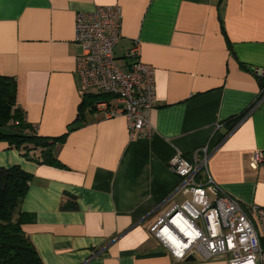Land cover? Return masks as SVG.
I'll return each instance as SVG.
<instances>
[{
	"label": "crops",
	"instance_id": "obj_1",
	"mask_svg": "<svg viewBox=\"0 0 264 264\" xmlns=\"http://www.w3.org/2000/svg\"><path fill=\"white\" fill-rule=\"evenodd\" d=\"M103 6L121 9L116 59L137 40L154 70L150 137L131 139L123 117L79 108L75 15ZM257 69L264 0H0V75L15 80L16 104L37 136H64L52 148L55 165L0 140V167L32 176L21 210L43 264H229L227 256L177 262L150 227L189 199L172 195L169 162L181 154L193 164L203 147L216 188L264 209V165L250 166L264 151ZM206 194L212 200L213 187ZM66 203L76 209L62 210Z\"/></svg>",
	"mask_w": 264,
	"mask_h": 264
},
{
	"label": "built area",
	"instance_id": "obj_2",
	"mask_svg": "<svg viewBox=\"0 0 264 264\" xmlns=\"http://www.w3.org/2000/svg\"><path fill=\"white\" fill-rule=\"evenodd\" d=\"M121 9L97 7L75 15L74 41L81 49L76 58V80L80 94L98 93L93 108L105 119L123 117L131 139L150 137L154 130L148 112L154 105L153 68L140 61L139 43L116 59ZM264 79V70H255ZM264 97V93H263ZM193 164L176 155L169 168L177 183L172 195L189 196L172 206L150 227V233L177 262L189 257L202 261L227 256L229 264H264V209L240 203L222 192L207 174V147L193 152ZM264 165V151H255L250 166ZM203 173L204 179H200ZM202 176V175H201ZM213 187L212 198L206 188Z\"/></svg>",
	"mask_w": 264,
	"mask_h": 264
},
{
	"label": "trees",
	"instance_id": "obj_3",
	"mask_svg": "<svg viewBox=\"0 0 264 264\" xmlns=\"http://www.w3.org/2000/svg\"><path fill=\"white\" fill-rule=\"evenodd\" d=\"M101 100L108 99L98 93L85 94L79 108H93ZM63 139L64 136L48 139L34 133L16 104L15 80L0 75V140L21 151L28 159L55 165L52 148ZM31 180L32 176L19 166L0 167V264H43L24 232V226L31 222V217L22 212L21 205ZM61 209L75 210L76 204L66 203L61 205Z\"/></svg>",
	"mask_w": 264,
	"mask_h": 264
},
{
	"label": "water",
	"instance_id": "obj_4",
	"mask_svg": "<svg viewBox=\"0 0 264 264\" xmlns=\"http://www.w3.org/2000/svg\"><path fill=\"white\" fill-rule=\"evenodd\" d=\"M262 83L264 84V79L262 80ZM185 262H194L195 259L193 257H189L187 259L184 260Z\"/></svg>",
	"mask_w": 264,
	"mask_h": 264
},
{
	"label": "rangeland",
	"instance_id": "obj_5",
	"mask_svg": "<svg viewBox=\"0 0 264 264\" xmlns=\"http://www.w3.org/2000/svg\"><path fill=\"white\" fill-rule=\"evenodd\" d=\"M153 77H154V70H153Z\"/></svg>",
	"mask_w": 264,
	"mask_h": 264
}]
</instances>
